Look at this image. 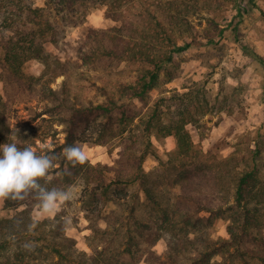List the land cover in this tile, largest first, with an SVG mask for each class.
I'll list each match as a JSON object with an SVG mask.
<instances>
[{"label": "trees", "instance_id": "1", "mask_svg": "<svg viewBox=\"0 0 264 264\" xmlns=\"http://www.w3.org/2000/svg\"><path fill=\"white\" fill-rule=\"evenodd\" d=\"M125 1L46 0L47 8L55 10L66 23L61 28L46 17L44 8L35 6V0H7L21 4L17 14L21 19L18 23L21 38L0 36V83L6 87L20 83L25 77L33 78L24 73V66L32 60L43 62L55 78L69 75L68 61L47 52L45 46L62 42L66 28L83 25L91 3L108 5L109 11L114 12V20L121 24L120 28L103 32L111 35L112 48L101 54L96 52L94 58L109 56L141 65L142 70L134 81L120 84L116 96L108 94L107 100L99 104H69L51 87L42 91L45 99L57 102L58 111H65L59 112L58 119L65 124L67 135L65 144L48 150L57 155L54 165L59 166L53 169L50 178L45 177L39 183L46 189L83 183L82 201L92 231L91 240L99 243L95 251L87 254L77 250L75 239L64 234H60L58 243L68 246V251L57 247L49 234L12 230L18 228L13 218L0 220V226H9L13 240L22 235L41 242L68 264H264V178L259 163L264 140L250 142L254 148L250 145V160L244 157L245 168L235 155L222 158L195 147L187 126L198 123L202 116L223 112L227 102L219 96L213 99L205 84H195L184 93L161 95L141 118L143 127L136 124L142 114L136 101L150 105L152 92L159 87L164 71L171 70L189 51L217 44L207 35L211 27L203 39L190 38L188 29L183 30L189 22L180 18L184 12L178 0H143L156 4L157 9L139 15L140 37L118 38L117 31L129 26L124 20L125 11L118 10ZM163 15L168 16L169 23ZM243 15L240 7L234 16L238 21L232 20L228 26L236 23L234 33L241 27ZM5 103L0 90V144L14 141ZM83 134L89 139L94 137L96 144L119 141L121 151L115 163L92 164L87 158L82 165L70 164L62 155L63 149L89 142L87 138L80 140ZM156 134L164 138L174 136L177 141L176 151L168 153L167 159L160 157L154 147ZM149 157H154L158 166L147 171L145 162ZM36 196L33 190L25 199L28 202L20 212L24 216L21 227L33 221L30 213L33 203H38ZM15 202L6 200L9 206ZM218 220L227 221L229 238L213 236L211 228ZM56 221L55 228L62 231L64 222L58 216L42 223ZM101 221L105 228L99 225ZM163 239L168 247L161 255L155 247ZM9 243L8 238L0 242V253Z\"/></svg>", "mask_w": 264, "mask_h": 264}, {"label": "rangeland", "instance_id": "2", "mask_svg": "<svg viewBox=\"0 0 264 264\" xmlns=\"http://www.w3.org/2000/svg\"><path fill=\"white\" fill-rule=\"evenodd\" d=\"M45 3L46 0H35V6L44 8L46 17L63 28L66 23L61 16L55 10L47 8ZM121 3L123 7H118V10L125 11L124 20L129 26L128 29L117 31L118 38L140 37L141 33L137 31L142 29L139 15L148 14V10L155 11L156 4H147L143 0H127ZM178 3L184 12L180 18L189 22L184 27V32L188 29L190 38L203 39L208 33L206 30L211 27L212 31L207 35L213 37L217 44L189 51L183 58L178 59L171 70L164 71L159 87L152 92L150 105L136 101L142 112L136 124L140 125L139 128L143 127L141 118L145 116L153 100L161 95L170 96L176 91L184 93L195 84H205L213 99L219 96L227 102L223 112L202 116L198 123L187 126L194 145L204 152L212 151L222 158L235 155L241 160V167L245 168L247 162L244 157L249 159L250 142L264 140V0H178ZM239 6L244 12V21L234 33L233 27L236 23L228 26L232 20L238 21L234 16H237ZM89 7L83 25L66 28L67 34L62 42L58 45L48 43L45 46L47 52L63 62L68 61V68L71 70L69 75L55 78L51 74L52 70H48L43 62L32 60L24 66V73L33 78L25 77L20 83L15 82L7 87L5 83H0L6 102L7 123L14 136L13 142L18 146L31 145L38 152L45 149L52 151L66 142L65 124L58 119L59 112L65 114V111H58L55 107L57 102L43 97L42 91L46 87L59 92L64 100L68 99L69 104H99L107 100L108 94L116 96L120 84L134 81L140 74L141 65L103 55L94 58L96 52L101 54L105 49L112 48L109 41L111 35L103 32L120 28L121 24L114 20V12L109 11L108 5L91 3ZM20 10L21 4L7 3V0L0 4V36H14L20 40L18 23L21 19L17 18ZM163 18L169 23L167 15H163ZM223 28L226 29L221 32ZM65 82L68 84L64 85ZM105 90H108L106 94ZM92 125L94 124L90 126ZM89 138L83 134L80 139L89 141L81 143L88 160L92 164L113 165L121 151L120 142L103 145L94 143V137ZM153 144L163 159H167L168 153L177 149L174 136L164 138L156 134ZM251 148H254L253 144ZM259 163L260 175L264 178V151ZM58 166L54 165L55 168ZM157 166L158 161L154 157H149L145 162L147 171ZM51 175L50 172L46 177L50 178ZM68 188L74 191L75 197L64 204L54 217L42 216L38 212L39 204L33 203L30 216L32 220L40 219L36 226H32L33 229L29 225L20 226L24 219L20 212L26 209L27 200L20 203L16 201L13 206H9L6 200L0 199V220L16 219L19 229L15 227L12 230H19L18 232L49 234V239L57 242V247L68 251V246L58 243L60 234H64L75 239L77 250L92 254L99 243L91 240L92 231L89 229L82 201L84 185L79 182ZM232 201L233 199L230 202ZM57 216L63 222L65 217H69L70 225L67 228L64 225V229L60 231L55 228L58 221L52 224L42 223ZM99 225L106 227L102 221ZM227 225L225 220L216 221L211 228L213 236L229 238ZM12 230L8 225L0 226V242L5 238L10 240L7 249L0 253V264H68L54 251L30 237L24 238L21 235L13 240L10 235ZM26 243L31 246V251L25 249ZM167 247V241L163 239L156 245L155 250L162 255L166 253Z\"/></svg>", "mask_w": 264, "mask_h": 264}, {"label": "clouds", "instance_id": "3", "mask_svg": "<svg viewBox=\"0 0 264 264\" xmlns=\"http://www.w3.org/2000/svg\"><path fill=\"white\" fill-rule=\"evenodd\" d=\"M62 155L73 166L87 161L85 152L77 144L65 147ZM56 159L57 155L47 149L38 152L31 145L20 147L16 142L0 144V199L19 202L25 200L30 191L36 190L38 212L42 216L54 217L64 204L75 197L71 188L41 187L39 182L53 171ZM39 221L34 218L29 227L33 229L32 226ZM70 223L71 219L65 217L66 228ZM24 247L32 250L28 243Z\"/></svg>", "mask_w": 264, "mask_h": 264}]
</instances>
